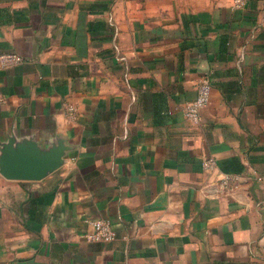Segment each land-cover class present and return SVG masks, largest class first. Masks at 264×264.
<instances>
[{
  "label": "crops",
  "instance_id": "obj_1",
  "mask_svg": "<svg viewBox=\"0 0 264 264\" xmlns=\"http://www.w3.org/2000/svg\"><path fill=\"white\" fill-rule=\"evenodd\" d=\"M3 51L0 264H264V0H0ZM10 143L62 161L8 177Z\"/></svg>",
  "mask_w": 264,
  "mask_h": 264
},
{
  "label": "built area",
  "instance_id": "obj_2",
  "mask_svg": "<svg viewBox=\"0 0 264 264\" xmlns=\"http://www.w3.org/2000/svg\"><path fill=\"white\" fill-rule=\"evenodd\" d=\"M248 0H231L232 7L243 8ZM26 60V57L16 51L0 52V67L9 68L18 65ZM212 79L210 74L201 75L197 84L196 97L185 104L182 108L184 116L193 122H199L201 118V109L205 107L211 98ZM5 101V97L0 94V103ZM65 114L70 120H75L78 117V107L74 103H67L65 106ZM203 166L212 170L217 166V161L214 157H207L203 160ZM235 174L231 172H222L220 177L221 184L225 187L230 186L235 180ZM94 231L87 234L91 240L110 241L115 239L116 231L113 228L112 222L108 218H97L92 220Z\"/></svg>",
  "mask_w": 264,
  "mask_h": 264
},
{
  "label": "water",
  "instance_id": "obj_3",
  "mask_svg": "<svg viewBox=\"0 0 264 264\" xmlns=\"http://www.w3.org/2000/svg\"><path fill=\"white\" fill-rule=\"evenodd\" d=\"M32 149L30 147L16 149L10 143L2 163V172L8 177L37 179L62 161L63 145L54 146L44 154Z\"/></svg>",
  "mask_w": 264,
  "mask_h": 264
}]
</instances>
